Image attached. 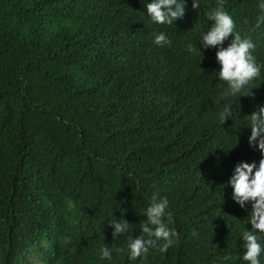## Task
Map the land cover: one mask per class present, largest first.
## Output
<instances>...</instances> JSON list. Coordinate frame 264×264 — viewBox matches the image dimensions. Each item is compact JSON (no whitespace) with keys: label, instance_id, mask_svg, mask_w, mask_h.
<instances>
[{"label":"trees","instance_id":"16d2710c","mask_svg":"<svg viewBox=\"0 0 264 264\" xmlns=\"http://www.w3.org/2000/svg\"><path fill=\"white\" fill-rule=\"evenodd\" d=\"M152 2L0 0V264H249L253 205L228 181L264 158L249 143L250 115L264 107L262 0H185L172 25L151 21ZM221 6L255 44L252 95L222 98L219 48L200 44ZM161 32L170 44L154 43ZM226 105L238 118L223 124ZM154 194L168 200L177 243L132 260ZM123 219L114 238L110 223Z\"/></svg>","mask_w":264,"mask_h":264},{"label":"clouds","instance_id":"9594fccd","mask_svg":"<svg viewBox=\"0 0 264 264\" xmlns=\"http://www.w3.org/2000/svg\"><path fill=\"white\" fill-rule=\"evenodd\" d=\"M223 2V0H222ZM193 8L200 7V0H193ZM147 14L151 21L159 25H172L176 20L185 15V0H153L152 3H146ZM262 15L257 19L256 27L259 28L264 24V0L259 4ZM209 20L214 24L207 34H203L201 43L204 49L219 48L216 53V59L221 65L218 72L219 79L226 82L228 87L222 93V98L234 97L244 93L241 96L252 95L251 91L244 92V89L250 83L260 76V67L256 63L253 55L255 44L250 39H242L241 35L235 31V23L232 17L223 10V7H217L209 13ZM234 34L235 38L229 46L225 48L224 42ZM154 43L158 46L170 44L167 36L161 32L155 35ZM188 50L195 53L196 48L188 45ZM201 51V50H200ZM240 96V97H241ZM229 117L237 120L234 105H226L219 113V119L224 124ZM250 127L252 129L249 143L256 146L258 143L259 150L264 153V107L250 115ZM233 188V199L245 207L247 202L253 205V211L250 217L252 225L251 231L243 233V240L246 242L243 247L246 252L243 259L249 264H260L259 257L262 252L261 244L258 242V236L255 233L264 235V158L255 163H242L235 169V174L228 181ZM168 208L167 198L158 199V194L151 198V204L147 207L145 216L146 220L140 223L143 235L132 240L129 245L130 259L136 260L146 256L150 247H157L161 253H166L168 249L177 243V233L167 227L165 217L171 219V213L166 212ZM129 221L123 219L120 222H112L114 226L113 237L117 238L125 233L129 228ZM112 251L107 247L100 250L101 259H111ZM117 253L123 249H114Z\"/></svg>","mask_w":264,"mask_h":264},{"label":"rangeland","instance_id":"374dc122","mask_svg":"<svg viewBox=\"0 0 264 264\" xmlns=\"http://www.w3.org/2000/svg\"><path fill=\"white\" fill-rule=\"evenodd\" d=\"M45 245V244H43ZM28 264H42L38 255H32L27 257Z\"/></svg>","mask_w":264,"mask_h":264}]
</instances>
